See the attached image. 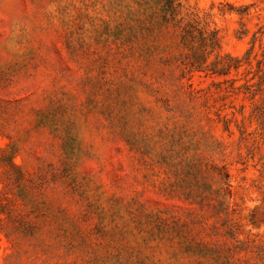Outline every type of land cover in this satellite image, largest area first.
<instances>
[{"label": "rangeland", "instance_id": "obj_1", "mask_svg": "<svg viewBox=\"0 0 264 264\" xmlns=\"http://www.w3.org/2000/svg\"><path fill=\"white\" fill-rule=\"evenodd\" d=\"M138 1L0 0V264H264V0H182L225 76Z\"/></svg>", "mask_w": 264, "mask_h": 264}, {"label": "trees", "instance_id": "obj_2", "mask_svg": "<svg viewBox=\"0 0 264 264\" xmlns=\"http://www.w3.org/2000/svg\"><path fill=\"white\" fill-rule=\"evenodd\" d=\"M137 3L142 10L141 14L154 20L155 25L160 30L173 28L175 32H178L180 43L189 50V53H187L188 61L186 62L189 72L200 71L204 72L206 76H225L232 70L238 71L244 64H250L251 51H248L244 57L220 54L217 32L202 25L198 19L187 17L183 13L182 0H139ZM216 50L215 59L209 63V57ZM262 65H264V62L258 61L260 70H262ZM262 78H264V75ZM247 83L246 85H248ZM260 117L258 116V118ZM10 164L18 173L22 172L21 166L13 160ZM224 171V187L219 190L224 192L225 195L230 192V184L229 173L226 169ZM1 198L2 195L0 194V201ZM5 211L2 206L0 209V224H8L6 219L13 220ZM2 215H5V217ZM1 230L0 227V232Z\"/></svg>", "mask_w": 264, "mask_h": 264}]
</instances>
